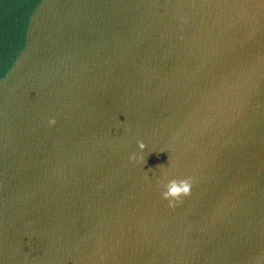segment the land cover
<instances>
[{
	"label": "water",
	"instance_id": "water-1",
	"mask_svg": "<svg viewBox=\"0 0 264 264\" xmlns=\"http://www.w3.org/2000/svg\"><path fill=\"white\" fill-rule=\"evenodd\" d=\"M0 264H264V0H0Z\"/></svg>",
	"mask_w": 264,
	"mask_h": 264
},
{
	"label": "clouds",
	"instance_id": "clouds-1",
	"mask_svg": "<svg viewBox=\"0 0 264 264\" xmlns=\"http://www.w3.org/2000/svg\"><path fill=\"white\" fill-rule=\"evenodd\" d=\"M54 123V121H53ZM145 145L139 143V148L144 149ZM190 182L188 180H170L166 185V191L163 192V198L172 200H178L182 195L187 196L190 194ZM170 206L171 203H170Z\"/></svg>",
	"mask_w": 264,
	"mask_h": 264
}]
</instances>
